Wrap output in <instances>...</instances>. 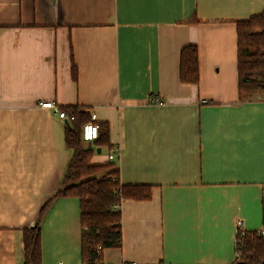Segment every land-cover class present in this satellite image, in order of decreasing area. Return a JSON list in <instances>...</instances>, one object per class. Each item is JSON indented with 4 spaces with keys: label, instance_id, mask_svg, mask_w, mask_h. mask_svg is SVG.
<instances>
[{
    "label": "crops",
    "instance_id": "0c3cea01",
    "mask_svg": "<svg viewBox=\"0 0 264 264\" xmlns=\"http://www.w3.org/2000/svg\"><path fill=\"white\" fill-rule=\"evenodd\" d=\"M263 12L264 0H0V264H23L22 231L52 199L42 263L85 264L80 199L56 197L67 121L48 101L96 114L112 149L92 143V163L151 186L122 201V247L102 264H233L236 222L264 227V92L240 97L237 47V22ZM187 46L199 84L180 80Z\"/></svg>",
    "mask_w": 264,
    "mask_h": 264
},
{
    "label": "trees",
    "instance_id": "16d2710c",
    "mask_svg": "<svg viewBox=\"0 0 264 264\" xmlns=\"http://www.w3.org/2000/svg\"><path fill=\"white\" fill-rule=\"evenodd\" d=\"M237 38L239 94L245 99L264 92V12L237 22ZM72 73L77 81L78 69L74 61ZM180 80L185 84L200 83L196 46H187L181 52ZM62 109L68 117L65 140L72 151V159L56 197L80 199L83 261L85 264H102L105 249L122 247V201L151 199V186L123 185L115 164L94 165L91 159L95 150L84 147L82 133L91 114L79 106ZM99 129V138L93 144L112 149L109 126L100 123ZM52 201L42 209L39 221L22 231L23 264H43L41 221ZM236 253L233 264H264V238L256 232L237 237Z\"/></svg>",
    "mask_w": 264,
    "mask_h": 264
},
{
    "label": "built area",
    "instance_id": "2783aa9c",
    "mask_svg": "<svg viewBox=\"0 0 264 264\" xmlns=\"http://www.w3.org/2000/svg\"><path fill=\"white\" fill-rule=\"evenodd\" d=\"M154 102L161 103V101L158 99H154ZM39 106L44 109L54 110L60 119L67 121V125H68V117L66 112L62 108H60L57 104H55V102H51V101L40 102ZM82 133H83L84 142L86 141L93 143L95 140L99 138L100 129H99V124L97 123L96 114L94 113L91 114V119L83 125ZM119 153L120 150H115L114 153L109 155V160L110 161L113 160L115 155H118ZM246 233L248 232H246V230L244 229V221L241 219L238 220L236 222V245H237V237L244 236ZM256 233L258 236L264 238V227L261 230L257 231Z\"/></svg>",
    "mask_w": 264,
    "mask_h": 264
},
{
    "label": "water",
    "instance_id": "95a60500",
    "mask_svg": "<svg viewBox=\"0 0 264 264\" xmlns=\"http://www.w3.org/2000/svg\"><path fill=\"white\" fill-rule=\"evenodd\" d=\"M84 147H92V143H90V142H84ZM100 152V151H99Z\"/></svg>",
    "mask_w": 264,
    "mask_h": 264
},
{
    "label": "rangeland",
    "instance_id": "374dc122",
    "mask_svg": "<svg viewBox=\"0 0 264 264\" xmlns=\"http://www.w3.org/2000/svg\"><path fill=\"white\" fill-rule=\"evenodd\" d=\"M261 94V93H260ZM263 94V93H262Z\"/></svg>",
    "mask_w": 264,
    "mask_h": 264
}]
</instances>
